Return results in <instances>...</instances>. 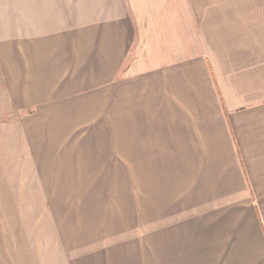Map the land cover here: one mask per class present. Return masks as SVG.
<instances>
[{"label": "crops", "instance_id": "1", "mask_svg": "<svg viewBox=\"0 0 264 264\" xmlns=\"http://www.w3.org/2000/svg\"><path fill=\"white\" fill-rule=\"evenodd\" d=\"M92 1L89 20L0 44V160L63 166L71 131L98 118L156 134L177 156L182 124L196 141L200 124L190 178L196 169L215 212L221 264H264V0H188L187 12L177 0ZM33 193L0 187V209L53 207Z\"/></svg>", "mask_w": 264, "mask_h": 264}, {"label": "rangeland", "instance_id": "2", "mask_svg": "<svg viewBox=\"0 0 264 264\" xmlns=\"http://www.w3.org/2000/svg\"><path fill=\"white\" fill-rule=\"evenodd\" d=\"M14 5L22 12L15 22ZM191 6L177 0L181 11ZM93 8L92 0H0L6 13L0 44L42 39L50 27L91 19ZM139 40L137 34L126 63L140 55ZM101 123L88 119L71 131L63 166L0 160V187L31 190L38 204L53 206L0 209L7 221L0 224V264H221L215 212L202 206L196 169L194 182L190 178L191 151L197 167L204 149L200 124L197 141L182 124L175 156L141 127L112 124L110 130ZM208 222L215 233L207 232Z\"/></svg>", "mask_w": 264, "mask_h": 264}]
</instances>
